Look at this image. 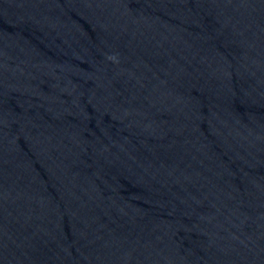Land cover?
<instances>
[{"label":"water","instance_id":"water-1","mask_svg":"<svg viewBox=\"0 0 264 264\" xmlns=\"http://www.w3.org/2000/svg\"><path fill=\"white\" fill-rule=\"evenodd\" d=\"M0 264H264V0H0Z\"/></svg>","mask_w":264,"mask_h":264}]
</instances>
